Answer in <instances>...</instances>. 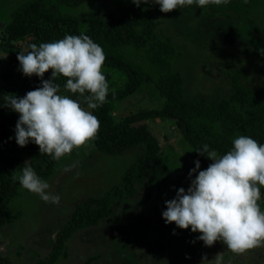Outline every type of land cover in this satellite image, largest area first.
I'll return each mask as SVG.
<instances>
[{
    "label": "trees",
    "instance_id": "trees-1",
    "mask_svg": "<svg viewBox=\"0 0 264 264\" xmlns=\"http://www.w3.org/2000/svg\"><path fill=\"white\" fill-rule=\"evenodd\" d=\"M1 1V0H0ZM93 0H29L12 14L0 40V64H19L18 53L27 54L31 45L54 42L66 35H87L104 51L103 66L120 74L113 78L105 74L109 92L103 105L91 110L100 121V129L92 140L94 148L106 156H119L143 148L125 169L120 181L102 196L89 197L75 208L69 222L58 232L50 254L36 264H58L67 259L68 241L78 232L98 226L114 213V207L136 194L138 183L146 184L141 205L147 204L156 189L177 171H190L199 160L200 170L212 161L196 153L207 144L209 150L222 156L233 147L240 135L249 136L264 144V84L249 88L242 83V71L231 75L232 94L211 103L188 100L184 95L185 79L178 69L182 51L173 40L160 32L159 22L141 5L132 0L118 8L117 13L102 16H75L67 13ZM155 7L158 4L152 3ZM51 78V71L43 79ZM61 95L82 98L78 93L65 91L66 78L57 77ZM37 76L20 78L11 72L0 75V104L4 96L23 97L41 87ZM87 95V93H86ZM143 97L147 104L121 115L120 104L131 97ZM83 107H87L82 103ZM19 115L0 106V229L14 223L19 214L11 213L18 195L19 177L26 161L37 176L46 181L57 166L77 156L79 149L60 160L46 153L32 141L20 147L15 139ZM174 121V126L187 144V155L169 148L163 150L158 137L150 129L155 121ZM206 155V153H205ZM264 193V188H261ZM0 256V262L4 261ZM7 261V259H6ZM90 264V262L86 263Z\"/></svg>",
    "mask_w": 264,
    "mask_h": 264
},
{
    "label": "rangeland",
    "instance_id": "rangeland-1",
    "mask_svg": "<svg viewBox=\"0 0 264 264\" xmlns=\"http://www.w3.org/2000/svg\"><path fill=\"white\" fill-rule=\"evenodd\" d=\"M29 0L0 1V40L12 14ZM127 0H93L74 10L75 16L117 13ZM141 6L159 22L160 32L170 37L182 51L178 69L185 79L184 95L188 100L209 103L232 94L231 75L242 71V83L254 88L264 84V0H227L203 8L193 5L162 13L152 3ZM11 72L29 78L20 64H0V75ZM51 71V70H50ZM103 72L115 78L120 73L103 66ZM35 76V75H33ZM31 76V77H33ZM143 97H131L120 104L121 115L146 106ZM174 121H155L150 129L163 150L172 148L187 155V144ZM143 148L119 156H106L94 148L92 140L79 148L76 157L60 163L47 182L48 191L60 196L59 204L43 201L38 194L21 185L11 205L19 219L0 229V264H36L53 249L59 230L66 225L79 203L102 196L118 183ZM70 168V171H65ZM190 171H177L156 189L151 200L141 205L146 184L136 185V194L119 202L114 213L98 226L76 233L67 243L69 256L58 264H201L222 253V264H264V245L242 254L229 251L222 241L207 247L199 233L166 224L162 213L165 202L177 191L190 187ZM264 211V193L259 201ZM175 233V234H174ZM7 259V261H6Z\"/></svg>",
    "mask_w": 264,
    "mask_h": 264
},
{
    "label": "clouds",
    "instance_id": "clouds-1",
    "mask_svg": "<svg viewBox=\"0 0 264 264\" xmlns=\"http://www.w3.org/2000/svg\"><path fill=\"white\" fill-rule=\"evenodd\" d=\"M132 3L140 7L153 0H132ZM154 3L162 13H170L185 5L195 3L203 8L227 0H154ZM17 60L25 76L35 75L42 84L22 98L8 94L4 96L5 103L0 104L19 115L15 127L17 145L25 147L32 141L40 153L60 160L95 139L100 121L91 110L103 105L109 92L103 72L106 60L103 48L87 35H66L54 42L31 45L27 54L18 53ZM50 70L51 78L43 79ZM57 77L66 78L65 91L78 93L86 108L80 100L59 94ZM232 144V149L222 156L210 151L207 144L202 151H196L212 163L200 170L199 160L194 162L189 177L198 175L187 191L180 188L174 199L165 202L162 217L166 224L199 233L198 239L207 247L222 241L232 253L242 254L264 245V211L259 204L264 188V144L244 135L234 138ZM29 161L23 165L20 185L45 202L59 204L60 196L48 191L50 185L37 176ZM222 259V253L211 261L204 256L201 264H222Z\"/></svg>",
    "mask_w": 264,
    "mask_h": 264
}]
</instances>
